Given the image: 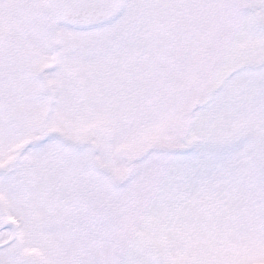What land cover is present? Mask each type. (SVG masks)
I'll return each mask as SVG.
<instances>
[{
    "label": "snow or ice",
    "instance_id": "obj_1",
    "mask_svg": "<svg viewBox=\"0 0 264 264\" xmlns=\"http://www.w3.org/2000/svg\"><path fill=\"white\" fill-rule=\"evenodd\" d=\"M0 264H264V0H0Z\"/></svg>",
    "mask_w": 264,
    "mask_h": 264
}]
</instances>
